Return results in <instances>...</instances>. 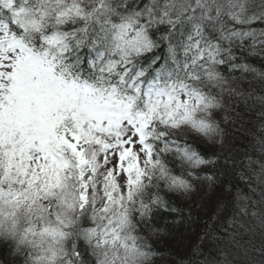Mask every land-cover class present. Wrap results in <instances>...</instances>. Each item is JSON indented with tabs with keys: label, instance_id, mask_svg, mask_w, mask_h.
I'll return each instance as SVG.
<instances>
[{
	"label": "snow or ice",
	"instance_id": "6c2138e0",
	"mask_svg": "<svg viewBox=\"0 0 264 264\" xmlns=\"http://www.w3.org/2000/svg\"><path fill=\"white\" fill-rule=\"evenodd\" d=\"M257 51L264 0H0V242L11 264H152L141 233H154V215L177 212L171 197L197 181L218 183L196 171L217 158L195 141L219 131L221 68L254 72L237 52ZM240 167L260 196L237 193L228 227L249 218L264 229V157L258 171L250 158ZM189 252L196 264L200 245Z\"/></svg>",
	"mask_w": 264,
	"mask_h": 264
},
{
	"label": "trees",
	"instance_id": "16d2710c",
	"mask_svg": "<svg viewBox=\"0 0 264 264\" xmlns=\"http://www.w3.org/2000/svg\"><path fill=\"white\" fill-rule=\"evenodd\" d=\"M252 57L253 62L243 59L239 62L247 64L254 72L239 70L232 73L230 71L233 70L226 66L221 68L228 84L219 97L221 107L214 110L212 117L219 125V131L210 138L199 137L195 141V147L205 159L217 158L215 166L205 165L196 171L217 176L218 183L215 187H208L207 182L197 181L199 191L196 193L188 197H171L177 212L161 211L154 215L151 223L154 233L147 229L141 233L156 253L152 264H180L181 259L187 264L189 249L194 243L199 244L202 251V255L195 257L196 264H204L205 260L215 264H264V229L259 221L245 218L248 227L242 229H232L227 224L233 217L239 222L237 193L247 194L253 200L260 196L258 187L252 186L255 190L253 195L249 185L240 179L242 163H247L250 158L258 171L264 157L261 150L264 106L258 100L264 96V80L258 75L264 73V54L257 51ZM233 81L240 87L231 90ZM187 139L192 140L191 136ZM233 160L236 165H233ZM228 186L231 192L226 190ZM217 204L220 205V216L215 213ZM226 229L230 242L223 239ZM14 259L17 258L10 255L8 247L0 242V264H11ZM19 264H22V257Z\"/></svg>",
	"mask_w": 264,
	"mask_h": 264
},
{
	"label": "bare ground",
	"instance_id": "6f19581e",
	"mask_svg": "<svg viewBox=\"0 0 264 264\" xmlns=\"http://www.w3.org/2000/svg\"><path fill=\"white\" fill-rule=\"evenodd\" d=\"M237 56L239 57V59H243V61L245 60V61L251 62V60L253 58L252 57L253 53L250 52V53H245V54L241 55L239 52H237ZM252 62H253V60H252ZM222 67H224V66H222ZM226 68H228V67L226 66ZM230 72L236 73V72H239V70H233V71H230ZM235 87H237V88L240 87L239 83L235 82V81L231 82L230 89L232 90Z\"/></svg>",
	"mask_w": 264,
	"mask_h": 264
}]
</instances>
